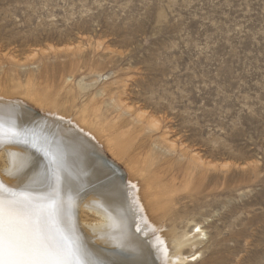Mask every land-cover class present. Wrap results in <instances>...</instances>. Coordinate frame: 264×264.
I'll return each mask as SVG.
<instances>
[{"label": "rangeland", "instance_id": "rangeland-1", "mask_svg": "<svg viewBox=\"0 0 264 264\" xmlns=\"http://www.w3.org/2000/svg\"><path fill=\"white\" fill-rule=\"evenodd\" d=\"M0 55L45 58L37 83L61 111L104 112L121 98L129 114L111 132L131 156L143 160L161 138L173 145L153 167L164 184L171 174L180 187V152L214 167L205 189L160 201L151 238L199 227L187 264H264V0H0ZM103 150L125 180L123 161Z\"/></svg>", "mask_w": 264, "mask_h": 264}, {"label": "bare ground", "instance_id": "bare-ground-1", "mask_svg": "<svg viewBox=\"0 0 264 264\" xmlns=\"http://www.w3.org/2000/svg\"><path fill=\"white\" fill-rule=\"evenodd\" d=\"M43 59L21 64L0 58V193L54 195L63 205L61 230L82 246L89 264H187L182 250L200 244L204 232L196 227L193 236L171 231L151 238L156 225L150 214L160 216V201L171 200L175 192L191 195L205 189L207 174L214 167L198 154L180 152L179 158L186 161L180 187H175L171 174H164L170 183L164 184L153 167L165 154L175 153L169 140H154L143 160L139 154L131 156L133 145L111 132L115 120L129 114L121 98L110 97L103 103L104 112L96 104L61 111L47 90L39 89L37 75ZM67 82L61 81V90ZM136 123L141 124L142 117ZM156 129L154 120L143 127L149 133ZM38 146L46 147L48 155ZM103 148L117 162L123 161L125 180L106 160ZM53 159L56 164L50 163ZM54 171L58 183L52 179ZM85 212L92 215L91 222L84 219Z\"/></svg>", "mask_w": 264, "mask_h": 264}, {"label": "snow or ice", "instance_id": "snow-or-ice-1", "mask_svg": "<svg viewBox=\"0 0 264 264\" xmlns=\"http://www.w3.org/2000/svg\"><path fill=\"white\" fill-rule=\"evenodd\" d=\"M2 121L0 115V130ZM37 150L48 155L44 146ZM52 179L59 182L56 171ZM62 214L54 195L0 193V264H89L82 246L61 230Z\"/></svg>", "mask_w": 264, "mask_h": 264}, {"label": "water", "instance_id": "water-1", "mask_svg": "<svg viewBox=\"0 0 264 264\" xmlns=\"http://www.w3.org/2000/svg\"><path fill=\"white\" fill-rule=\"evenodd\" d=\"M117 172V171H116Z\"/></svg>", "mask_w": 264, "mask_h": 264}]
</instances>
